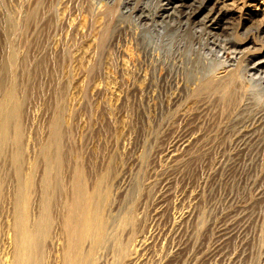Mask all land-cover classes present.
I'll return each mask as SVG.
<instances>
[{
  "label": "rangeland",
  "instance_id": "rangeland-1",
  "mask_svg": "<svg viewBox=\"0 0 264 264\" xmlns=\"http://www.w3.org/2000/svg\"><path fill=\"white\" fill-rule=\"evenodd\" d=\"M164 1L0 0V103L15 107L0 137V264L17 255L13 222L31 229L43 209L50 225L34 233L25 264H63L57 241L67 243L60 222L71 208V264H264V155L250 142L239 150V116L218 111V98L208 97L212 116L203 118L188 97L201 76L231 72L261 93L259 73L243 65L264 62L263 27L240 7L212 44L204 13L192 35L176 20L159 23L153 13ZM172 33L176 43L165 39ZM172 91L184 97L169 103ZM196 128L209 143L180 148Z\"/></svg>",
  "mask_w": 264,
  "mask_h": 264
},
{
  "label": "bare ground",
  "instance_id": "bare-ground-1",
  "mask_svg": "<svg viewBox=\"0 0 264 264\" xmlns=\"http://www.w3.org/2000/svg\"><path fill=\"white\" fill-rule=\"evenodd\" d=\"M32 1V4L33 6H38L41 3L42 0H31ZM256 1V0H255ZM254 0H189V1H186V0H165L164 2H159L160 4L158 5V2H157V5L158 7L156 8V10L154 11L153 15H154V18L159 22V23H165V26L167 25L166 22L168 21H177V23L183 27H185V31L186 32H190L191 34V29H194V27L196 28L197 27H200V25L197 24H194L195 23V19L194 17L196 15H198L199 13H204L202 17L199 18V21L205 26V28H209L206 29L207 30V33H208V37L209 39L211 40L210 42L212 44H214L216 41H218V32L216 30H222V29H225L227 28L226 25H228L231 21V18H232V15L234 14V12H237L240 10V7H244L247 9V11L244 13L246 14V19H253L252 15H255L256 17H259L257 18L260 26L263 27V30H264V0H258L257 2L259 3H256ZM209 2H212V4L210 5ZM115 3V1H114ZM113 3V4H114ZM112 4V5H113ZM133 4V3H132ZM139 4V3H138ZM142 4V3H141ZM239 4L241 6H239ZM146 5V4H145ZM144 6V5H143ZM131 7V6H130ZM149 7V5H148ZM146 9L149 11V9L147 7H142V6H134L133 7V11L136 12L135 15L137 16V18L139 20H145L148 18V13L146 12ZM239 9V10H237ZM31 10V9H30ZM132 11V12H133ZM153 11V10H152ZM30 12V11H29ZM28 12V13H29ZM33 12L34 13H37L33 7L31 13H30V17L33 15ZM111 11H108V13H110ZM150 12V11H149ZM27 13V15H28ZM106 13V14H108ZM113 13H115L113 11ZM151 13V12H150ZM243 14V13H242ZM104 16V15H103ZM113 16V14H112ZM111 16V18H112ZM151 16V15H150ZM157 17V18H156ZM109 19V18H108ZM153 19V16L152 18ZM150 19V20H151ZM105 21V20H104ZM108 21V20H107ZM110 21V19H109ZM155 21V20H153ZM152 21V23H153ZM175 21V22H176ZM155 23V22H154ZM172 23V22H171ZM193 25V26H190V25ZM201 24V25H202ZM160 25V24H158ZM162 25V24H161ZM172 25V24H171ZM103 26V25H101ZM105 26H107V24H105ZM113 26V25H112ZM127 26V25H126ZM122 27V25H121ZM120 27V28H121ZM129 27V26H128ZM157 27V26H156ZM162 27V26H161ZM182 27V28H183ZM124 28V27H123ZM169 28V27H168ZM102 32H101V35H100V38L102 39V37L104 36L105 34V28L102 27ZM131 29V28H130ZM203 29V28H202ZM215 29V30H214ZM123 30V29H122ZM182 30V29H181ZM180 30V32H181ZM131 31V30H130ZM176 32V30H174ZM173 31V32H174ZM184 31V32H185ZM195 31V30H194ZM118 32V31H117ZM183 32V35L185 34H188V33H185L184 34ZM198 32V31H197ZM182 34V33H181ZM193 34V33H192ZM191 34V35H192ZM177 35V34H176ZM175 34H171L170 36H168L167 38H165L167 40L168 43H176V36ZM191 35H190V39H191ZM196 36V35H195ZM106 37V36H105ZM109 37V35H108ZM112 37V36H111ZM183 37V36H182ZM186 37V36H185ZM189 37V36H188ZM104 38V37H103ZM196 38V37H195ZM99 39V38H98ZM99 39V42L100 40ZM187 39V38H186ZM208 39V41H209ZM225 40V44L226 45H234V44H239L238 41L236 40H232L230 38L226 39L224 38ZM164 40V39H163ZM179 40H182V39H179ZM194 40V39H193ZM202 40V39H201ZM264 41V40H262ZM137 42V41H136ZM130 43V42H128ZM138 43V42H137ZM208 43V42H207ZM101 44V43H100ZM143 44V43H142ZM168 45V44H166ZM178 45V44H177ZM185 45V44H184ZM129 46V45H128ZM140 46V45H139ZM176 46V45H175ZM182 46V45H180ZM118 47V46H117ZM130 47V46H129ZM143 47V46H142ZM172 47V45H171ZM169 47V48H171ZM194 47V46H193ZM145 48H146V45H145ZM148 48V47H147ZM179 48V47H178ZM191 48V47H190ZM131 50V49H129ZM175 50V49H174ZM178 51V50H176ZM175 51V52H176ZM189 51V50H188ZM130 52V51H129ZM186 52V50H185ZM195 52V50H194ZM199 52V50H198ZM197 52V53H198ZM233 53H235V56L236 57V54L239 53V51L234 48ZM123 53V52H122ZM125 53V52H124ZM200 53V52H199ZM256 53V52H255ZM130 54V53H129ZM128 54V55H129ZM177 54V53H176ZM118 55V54H117ZM127 55V54H126ZM131 55V54H130ZM129 55V57H130ZM191 55V53H190ZM194 55V54H193ZM132 56V55H131ZM197 56V55H196ZM253 56H257L256 54L253 55ZM126 57V56H125ZM134 56H132V59H133ZM136 57V56H135ZM195 57V55H194ZM233 57V58H234ZM131 58V57H130ZM191 58V57H190ZM200 58V57H199ZM161 59V58H160ZM193 59V57H192ZM198 59V57H197ZM196 59V60H197ZM230 59V58H229ZM125 60V59H124ZM130 60V59H129ZM144 60V59H143ZM159 59H157L158 61ZM180 60V59H179ZM194 60V61H196ZM237 60V59H236ZM123 61V60H122ZM121 61V62H122ZM134 60H132L133 62ZM137 61V60H136ZM135 61V63H136ZM161 62V60H159ZM166 61V60H165ZM202 61V60H201ZM204 61V60H203ZM231 61V60H230ZM229 61V63H230ZM244 61V60H243ZM246 61V59H245ZM244 61V62H245ZM252 61V60H251ZM124 62V61H123ZM128 62V61H126ZM131 62V61H129ZM253 62V61H252ZM251 62V63H252ZM134 63V62H133ZM158 63V62H156ZM199 63H202V62H199ZM263 59H257V61H254L251 65L250 62H246V64H244L243 66L244 69L247 68L250 72L253 71L252 73L253 74V77L255 74L259 73L258 76L259 78L261 79L260 81L264 82V65H263ZM125 64V62H124ZM165 64V63H163ZM123 65V63H122ZM126 65V64H125ZM124 66V65H123ZM129 66V65H128ZM154 66V65H153ZM159 66V65H158ZM180 65H178L179 67ZM239 66V65H238ZM122 67V66H121ZM126 67V66H125ZM160 67V66H159ZM158 67V68H159ZM177 67V68H178ZM182 67V66H181ZM192 67V65L190 66ZM222 67H225V66H222ZM242 67V66H241ZM124 68V67H123ZM127 68V67H126ZM135 68V67H134ZM162 67H160L161 69ZM164 68V67H163ZM162 68V69H163ZM194 68V67H193ZM198 68V66H197ZM226 68V67H225ZM238 68V67H236ZM128 69V68H127ZM137 69V68H136ZM180 69V68H179ZM201 69V68H199ZM144 70V69H143ZM164 70V69H163ZM176 70V69H175ZM174 70V71H175ZM184 70V69H183ZM190 70V69H189ZM193 70V69H192ZM221 70V69H220ZM224 70V69H223ZM232 70V69H231ZM236 70V69H234ZM242 69H239L238 71H240ZM134 71V70H133ZM137 71V70H136ZM159 71V70H158ZM169 72V70H167ZM191 71V70H190ZM226 71V70H225ZM230 71V70H229ZM233 71V70H232ZM246 71V70H245ZM129 72V71H128ZM142 72V71H141ZM166 72V71H165ZM164 72V73H165ZM167 72V74H168ZM180 72V71H179ZM184 72V71H183ZM224 72V71H223ZM125 73V72H124ZM131 73V72H129ZM144 73V72H143ZM177 73V72H176ZM195 74V72H193ZM240 73V72H239ZM141 74V73H140ZM171 74V73H170ZM181 74V73H180ZM183 74V73H182ZM217 75V73H214ZM241 74V73H240ZM245 74V73H244ZM139 75V74H138ZM163 75V74H162ZM165 75V74H164ZM163 75V76H164ZM193 75V74H192ZM200 75V74H199ZM247 75V73H246ZM177 76V75H176ZM175 76V77H176ZM196 76V75H195ZM243 76V75H241ZM252 76V75H251ZM170 77V75H169ZM168 77V78H169ZM239 77V76H238ZM238 77H236L235 73L234 72H231V73H227V74H221L218 76V79L214 82L212 79H210L209 77H207V74H205L202 78H199L198 79V84L197 86L195 87V89H193V91L191 92L190 98H193V100H197L195 101V103H197V107H195V113H192V114H197L198 112L199 113H202L204 112L206 115H210L212 116L211 114H209V112L212 111V107H210L211 105L209 104L208 105V97H214V98H218V111H221V112H226L227 113V118L232 115V113H236L239 117L238 119H236L235 122H233L231 124V126L233 125V128L235 127H239L238 128V131H236V135H237V144L240 143V145L238 146L239 147V150H242L244 151V144L246 145L247 142L249 144H253L255 146V150L260 148L261 153L258 152V154L260 155H264V146H262V144L260 145L261 141L263 140L264 141V86H263V90L261 91V93L257 92V93H253V92H250V88H249V92H248V89L245 85V83H243V81L240 79H238ZM145 78V77H144ZM159 78V77H158ZM167 78V77H166ZM177 78V77H176ZM188 78V77H187ZM195 78V77H194ZM192 78V79H194ZM197 78V77H196ZM242 78V77H241ZM243 78H245L243 76ZM242 78V79H243ZM138 79V78H137ZM141 79V78H140ZM161 79V78H160ZM170 79H172L170 77ZM175 79V78H174ZM202 79V80H201ZM254 79H257L258 80V77L254 78ZM166 80V79H165ZM168 80V79H167ZM191 80V79H190ZM248 80V79H247ZM246 80V81H247ZM163 81V79H162ZM180 79H176L175 81V86L176 88H180ZM182 81V80H181ZM186 81V80H185ZM245 81V80H244ZM259 81V80H258ZM259 81V82H260ZM165 82V81H163ZM194 82V81H193ZM197 82V81H196ZM124 83V82H123ZM135 83V82H134ZM192 83V82H191ZM141 84V83H140ZM170 84V83H169ZM186 84V83H184ZM247 84V83H246ZM262 84V83H261ZM138 85V84H137ZM136 85V87H137ZM147 85V84H146ZM145 85V86H146ZM195 85V83H194ZM260 85V84H259ZM130 86V85H129ZM140 87V85H138ZM144 86V85H143ZM148 86V85H147ZM168 86V85H167ZM170 86V85H169ZM182 86V85H181ZM190 86L192 87V85L190 84ZM261 86V85H260ZM112 87V86H111ZM151 86H149L148 88H150ZM190 87V88H191ZM147 88V87H146ZM173 88V87H172ZM170 88V89H172ZM184 88V87H182ZM189 88V86H188ZM262 88V87H261ZM133 89V88H132ZM135 89H139V88H135ZM145 89V87H144ZM154 89V88H153ZM177 89V90H178ZM181 89V88H180ZM156 90V89H155ZM176 90V91H177ZM190 90V89H189ZM150 91V89H149ZM179 91V90H178ZM181 91V90H180ZM184 91V90H183ZM186 91V90H185ZM184 91V92H185ZM252 91V90H251ZM153 91H151L152 93ZM170 92V91H169ZM188 92V91H186ZM255 92V91H254ZM173 93V91H172ZM171 93V96H170V102L174 103V101H178V99H181L182 97L184 96H180L179 93L176 94V93ZM214 95H218V97L214 96ZM213 98V101H215ZM210 99V98H209ZM211 100V99H210ZM209 100V101H210ZM217 100V99H216ZM168 101V100H167ZM176 101V102H177ZM180 101V100H179ZM191 101V100H190ZM212 101V102H213ZM175 102V104H176ZM189 102V101H188ZM193 102V101H192ZM216 102V101H215ZM191 103V102H190ZM217 109V108H216ZM14 110H15V107L13 106V104L10 102V100H6L5 98L2 99V102L0 103V134L2 138L5 137L6 135V129H7V123H6V119L9 117H13L14 116ZM215 110V109H213ZM198 111V112H197ZM217 112V111H216ZM198 113V114H199ZM191 114V115H192ZM182 115V114H181ZM225 115V113H224ZM251 116L252 120L249 118V116ZM187 116V115H185ZM198 116V115H197ZM203 117V113L201 115ZM199 116V117H201ZM214 116V114H213ZM221 116V114H220ZM219 116V117H220ZM201 117V119H202ZM234 117V116H233ZM188 118V117H186ZM191 118V117H190ZM204 118V117H203ZM223 118V117H222ZM250 119V122H246L247 120ZM226 119V118H225ZM247 119V120H246ZM187 120V119H186ZM210 120V118H209ZM222 120V119H221ZM208 121V120H207ZM206 121V122H207ZM215 121V120H214ZM223 121V120H222ZM186 122V121H185ZM198 122V120H197ZM204 122V121H202ZM209 122V121H208ZM212 122V120H210V122L208 124H210ZM221 122V121H220ZM230 122V121H229ZM190 123V122H189ZM186 124V123H185ZM184 124V125H185ZM192 124V123H191ZM205 124V123H204ZM212 124V123H211ZM196 126V124H195ZM211 126V125H210ZM228 126V125H227ZM198 127V125H197ZM202 127V126H201ZM208 127V126H207ZM216 127V126H215ZM232 128V127H230ZM212 129V128H211ZM236 129V128H235ZM188 130V129H187ZM214 130V129H213ZM226 131V129H224ZM234 130V129H233ZM228 131V130H227ZM235 132V130L233 131ZM230 133V130L229 132ZM226 133V134H228ZM224 134V133H223ZM234 134V133H232ZM231 134V135H232ZM229 135V134H228ZM185 136V137H184ZM182 138V140L180 141L179 143V147L181 148H184L185 150L187 149H191V148H194L195 146H204L206 144H203L204 142V138H206V133L204 131H202V129H190L189 131H187V134L184 135ZM214 136V135H213ZM233 136V135H232ZM223 137V136H222ZM210 138V137H209ZM231 138V137H230ZM179 141V139H178ZM234 141H235V138H234ZM242 141V143H244L242 145V143L240 142ZM219 143V142H218ZM175 144V143H174ZM178 145V144H177ZM222 145V144H221ZM236 145V144H235ZM234 145V146H235ZM264 145V143H263ZM173 146V145H172ZM197 146V147H198ZM176 149H177V146H175ZM175 147L172 148L175 150ZM178 147V148H179ZM220 146H218L219 148ZM247 147V145H246ZM251 147V146H250ZM196 148V147H195ZM204 148V147H203ZM222 148V147H220ZM171 149V150H172ZM208 149V147L206 148V150ZM246 149V148H245ZM259 149V150H260ZM172 150V151H174ZM238 150V151H239ZM253 150V148H252ZM170 151V150H169ZM176 151V150H175ZM233 151V150H232ZM238 151H235L237 153H239ZM241 151V152H242ZM254 151V150H253ZM251 151V152H253ZM258 151V150H257ZM177 152V151H176ZM172 154H174L173 152H171ZM234 153V152H233ZM232 153V154H233ZM248 153V152H246ZM250 154V153H248ZM257 154V153H256ZM177 155V154H176ZM253 155V154H252ZM172 156V155H170ZM235 156V155H234ZM251 156V155H250ZM237 157V156H236ZM252 157H255L254 155ZM250 158V157H249ZM256 158V157H255ZM254 158V159H255ZM263 158V157H262ZM252 159V158H251ZM243 160V159H242ZM246 160V159H245ZM263 160V159H262ZM233 161V160H232ZM255 162V161H254ZM257 162V161H256ZM260 162V161H259ZM264 164V163H263ZM259 165V164H258ZM249 167V166H248ZM6 205L9 206L8 209H10V203H11V200L9 199L8 201H5ZM71 206V204H70ZM8 212V211H7ZM48 214H49V211L47 209H43L39 212V215H38V219L34 221V225L32 226L31 229H25L20 223H18L17 221L13 222V244H14V247L16 249V252H17V255L16 257L12 258V259H9L7 257H5V262L4 264H25L29 259H31L33 257V254H34V250H33V235L34 233L36 232V230H45L49 227V222L47 220L48 218ZM75 214V210L73 208H71L69 210V212L67 213V215L65 216V222L61 223V226H60V229L62 228V231L66 234V241L67 243H64V241L62 242L61 239L57 241V244H59V247L61 248V251H59L58 255H59V258L61 257V261L63 262V264H71L70 262V255L72 253V245H71V241H72V237H73V234L74 232L72 231V228L73 227H70V225L68 224V221L69 219H71L73 217V215ZM8 216H9V213H8ZM6 215V217H8ZM93 215L92 214H88V218H91ZM97 216V215H96ZM10 217V216H9ZM10 220V219H9ZM92 226H95V230L98 232L96 233V237H99L103 234V221L101 218H99L98 216L94 219V221L91 223ZM87 226H89L87 224ZM8 235H9V232H8ZM10 235H12V231L10 232ZM59 239V238H57ZM60 260V259H59Z\"/></svg>",
  "mask_w": 264,
  "mask_h": 264
}]
</instances>
